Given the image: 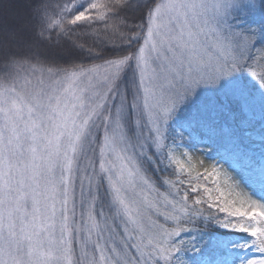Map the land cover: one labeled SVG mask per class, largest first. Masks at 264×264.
<instances>
[{
  "label": "snow or ice",
  "instance_id": "6c2138e0",
  "mask_svg": "<svg viewBox=\"0 0 264 264\" xmlns=\"http://www.w3.org/2000/svg\"><path fill=\"white\" fill-rule=\"evenodd\" d=\"M0 264H264V0H0Z\"/></svg>",
  "mask_w": 264,
  "mask_h": 264
},
{
  "label": "rangeland",
  "instance_id": "374dc122",
  "mask_svg": "<svg viewBox=\"0 0 264 264\" xmlns=\"http://www.w3.org/2000/svg\"><path fill=\"white\" fill-rule=\"evenodd\" d=\"M201 158H203V157H201Z\"/></svg>",
  "mask_w": 264,
  "mask_h": 264
}]
</instances>
